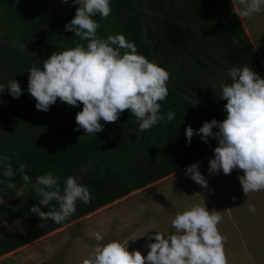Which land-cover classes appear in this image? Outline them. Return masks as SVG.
Instances as JSON below:
<instances>
[{"label": "trees", "instance_id": "trees-1", "mask_svg": "<svg viewBox=\"0 0 264 264\" xmlns=\"http://www.w3.org/2000/svg\"><path fill=\"white\" fill-rule=\"evenodd\" d=\"M77 8L73 0H0V83L14 79L22 88L18 99L7 86L0 93V156L9 157L15 173L8 178L0 168V195L28 189L20 203L0 205V224L24 217L28 226L24 233L0 235V257L214 154V137L206 143L194 134L188 144L185 130L226 118L217 108L227 101L222 105L218 96L224 81L232 80L221 78V71L248 66L264 78L232 0H111L107 18L93 17L101 25L98 36L123 34L138 54L168 71L169 94L160 102L161 113L174 112L175 119L139 131L140 121L124 110L117 121L101 120L103 130L87 135L76 123L82 103L71 106L58 98L42 111L28 92L32 66L43 70V61L55 52L87 45L65 28ZM21 164L30 183L22 179ZM49 172L60 177L61 189L68 176L76 177L93 197L89 204L77 201L76 213L59 224L31 211L33 205L44 212L59 208L55 200L40 205L34 190L36 178Z\"/></svg>", "mask_w": 264, "mask_h": 264}, {"label": "clouds", "instance_id": "clouds-1", "mask_svg": "<svg viewBox=\"0 0 264 264\" xmlns=\"http://www.w3.org/2000/svg\"><path fill=\"white\" fill-rule=\"evenodd\" d=\"M238 3L241 5L237 12L239 17L247 18L264 11V0H238ZM73 4H78L79 8L66 24V31L74 32L88 43L55 52L43 61V70L35 65L29 69L28 92L37 101L35 107L49 111L58 98L71 106L82 103L76 123L87 135L103 130L101 120L117 121L124 110H130L140 121L139 131L150 130L165 119L169 122L175 119L174 112L169 111L166 116L161 113L160 102L169 94L168 71L138 54L135 43L123 34L98 36L101 25L93 17L107 18L112 11L111 0H73ZM13 46L22 50L27 48V45L15 43ZM228 74L232 83L221 85V98L227 101L224 106L226 118L204 122L198 130L189 126L185 135L188 144L194 134H200L206 143L209 137H214L218 146L214 149V158L209 161V173L231 174L234 169L243 170L239 181L247 195L264 190V78L248 66L232 67ZM6 86L14 98L22 95L16 80L0 83V93ZM0 168L5 177L15 175L7 156H0ZM25 168L21 164L19 172L24 182L30 183ZM186 171L192 180L207 187L198 162ZM34 190L41 197L40 205L48 207L55 200L59 208L44 212L33 205L32 213L38 214L41 220L51 219L57 224L76 213L77 201L89 204L93 198L88 187L78 183L73 176L66 178L61 189L60 177L51 172L36 178ZM3 203L0 199V204ZM248 209L252 213L256 211L251 204ZM221 220V212H210L205 206L194 205L172 220V227L178 234L166 237L155 232L154 237H150L155 242L147 245L150 250L146 256L139 250L130 252L128 242L127 246L119 240L104 243V236L96 231L97 243L83 264H228L225 237L217 227Z\"/></svg>", "mask_w": 264, "mask_h": 264}, {"label": "rangeland", "instance_id": "rangeland-1", "mask_svg": "<svg viewBox=\"0 0 264 264\" xmlns=\"http://www.w3.org/2000/svg\"><path fill=\"white\" fill-rule=\"evenodd\" d=\"M232 2L238 12L241 5L238 0ZM239 18L264 67V11ZM228 73L221 71L220 77L231 80ZM224 84L231 83L224 81ZM218 99L222 105L226 102L221 95ZM217 109L224 112L222 106ZM212 158L214 154L194 162L199 163V171L207 180V187L191 179L186 171L191 164L0 257V264H83L97 243L94 238L96 231L102 233L104 243L119 240L127 246L128 242L130 252L139 250L146 256L150 250L147 245L155 242L150 237H154L155 232H161L166 237L178 234L172 227V220L194 205L205 206L210 212H221L222 220L217 227L225 237L228 264H264V190L246 195L239 181L244 174L240 169H234L231 174L222 171L210 174L208 169ZM27 192L28 189L14 196L0 195L4 201L0 205L20 203L19 199ZM249 204L255 206V213L249 211ZM26 224L24 217L4 221L0 224L3 226L0 235L24 233L28 228ZM34 228V225L30 227L31 230Z\"/></svg>", "mask_w": 264, "mask_h": 264}, {"label": "crops", "instance_id": "crops-1", "mask_svg": "<svg viewBox=\"0 0 264 264\" xmlns=\"http://www.w3.org/2000/svg\"><path fill=\"white\" fill-rule=\"evenodd\" d=\"M162 180V179H161ZM160 181V180H159ZM156 182H158V181H156ZM156 182H154V183H156ZM154 183H152V184H154ZM152 184H150V185H152ZM149 186V185H148ZM148 186H146V187H148ZM146 187H144V188H146ZM144 188H142V189H144ZM142 189H140V190H142ZM137 191H139V190H137ZM134 192H136V191H134ZM133 192V193H134ZM132 194V193H131ZM130 195V194H129Z\"/></svg>", "mask_w": 264, "mask_h": 264}, {"label": "bare ground", "instance_id": "bare-ground-1", "mask_svg": "<svg viewBox=\"0 0 264 264\" xmlns=\"http://www.w3.org/2000/svg\"><path fill=\"white\" fill-rule=\"evenodd\" d=\"M108 206V205H107Z\"/></svg>", "mask_w": 264, "mask_h": 264}]
</instances>
